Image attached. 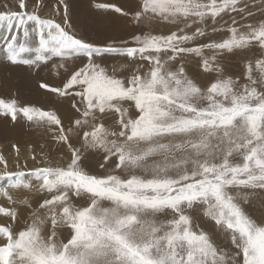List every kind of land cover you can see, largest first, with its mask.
<instances>
[{
	"label": "snow or ice",
	"instance_id": "snow-or-ice-1",
	"mask_svg": "<svg viewBox=\"0 0 264 264\" xmlns=\"http://www.w3.org/2000/svg\"><path fill=\"white\" fill-rule=\"evenodd\" d=\"M32 2L0 10L6 61L41 69L59 58L60 83L39 87L78 97V116L65 130L56 110L0 98V114L55 130L69 153L13 171L0 155L9 205V189L43 194L35 208L20 201L32 210L19 228L17 210L0 205L10 221L0 223V264H264V19H236L254 16L255 0H134L128 10L94 0L140 27L119 43L81 35L67 0L53 16ZM258 7L264 17V0ZM107 54L130 71L97 62ZM225 55L242 57L240 77L225 74ZM73 58L82 64L69 70ZM85 152L102 156L96 171Z\"/></svg>",
	"mask_w": 264,
	"mask_h": 264
},
{
	"label": "rangeland",
	"instance_id": "rangeland-1",
	"mask_svg": "<svg viewBox=\"0 0 264 264\" xmlns=\"http://www.w3.org/2000/svg\"><path fill=\"white\" fill-rule=\"evenodd\" d=\"M67 2L71 18L76 21L81 35H87L93 40H106L111 37L119 43L122 39L131 41L133 34H140V27L131 23L130 17L124 18L115 13H100L92 7L94 0H67ZM109 2L117 3L124 7L125 10L134 6V0H109ZM16 3L17 0H0V10H5L7 7L15 8ZM255 4L256 6L251 8L254 13L253 17L241 20L239 16H236V19L241 23L264 19L260 15L259 0H255ZM57 5L58 0H43V3L40 5V12L44 16H53ZM33 7H35V4L30 0L29 10ZM232 15L235 16V14ZM55 18L57 20L61 19L59 15ZM225 19L229 18L225 17ZM143 27L147 30L149 26L144 25ZM256 54L258 55L259 53L257 52ZM96 59L97 62L108 67L110 71L115 69L118 75L130 71V68L123 67L128 64V61L113 54H107ZM59 63H61L59 58H54L49 66L42 67L41 69H29L27 66L11 65L6 61L4 44L0 40V98H15L20 105H35L45 110H56L61 117L65 130H67L69 126L74 125V118L78 116L72 108V104L78 101L79 98L77 97L73 100L71 97H58L39 87V84L42 82H48L53 85L60 83L63 75H65L64 69H59L61 75L58 76L56 70L53 68V64ZM218 63L224 69L225 74L240 77L243 69V60L240 55H225ZM81 64V58H73L67 61L66 66L71 70L73 67L80 66ZM185 69L193 77L201 74L202 68L199 64V58H190L185 63ZM21 117L18 116L14 122L12 119L10 120V116L0 114V133H3V128L6 129L5 136H0V155L7 161L8 170H16L18 161L21 164L26 161L28 169H32L40 164L42 157H46L53 164H63L68 160L69 153L67 147L56 140L55 137L58 133L55 130H49L46 126L42 125H34ZM75 146L79 147L80 144L76 143ZM33 155L36 157L35 160L31 158ZM84 155L85 159L83 163L85 167L96 171L102 162V156L92 152H85ZM4 171V166L0 164V175ZM7 183L5 180H0V187H6ZM9 191L17 203L9 205L5 198L0 196V205L14 207L17 210L19 223L14 225V227L19 228L30 217L32 208L37 206V201L42 198L43 194L37 193L34 189L32 191L9 189ZM24 199L29 201L32 208L20 202ZM250 211L257 217L262 214V210L260 209H250ZM6 222L10 221L0 216V223ZM225 246L227 247L226 244Z\"/></svg>",
	"mask_w": 264,
	"mask_h": 264
},
{
	"label": "bare ground",
	"instance_id": "bare-ground-1",
	"mask_svg": "<svg viewBox=\"0 0 264 264\" xmlns=\"http://www.w3.org/2000/svg\"><path fill=\"white\" fill-rule=\"evenodd\" d=\"M15 73H16V71H15ZM19 74H20V73H19ZM22 74H23V73H22ZM26 78H28V77H26ZM26 78H25V79H26ZM4 81H5V82H8L7 80H4ZM29 81H33V80H29ZM34 87H35V86H34ZM36 87H38V86H36ZM40 89H41V88H40ZM21 118H22V117H21ZM10 120H11V118H10ZM5 130H6V129L3 128V133H0V136H1V135H4V136H5Z\"/></svg>",
	"mask_w": 264,
	"mask_h": 264
}]
</instances>
